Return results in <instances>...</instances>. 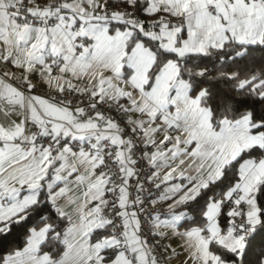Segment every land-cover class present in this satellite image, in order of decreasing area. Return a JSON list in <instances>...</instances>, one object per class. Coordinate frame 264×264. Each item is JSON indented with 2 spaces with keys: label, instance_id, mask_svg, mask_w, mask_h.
<instances>
[{
  "label": "snow or ice",
  "instance_id": "snow-or-ice-1",
  "mask_svg": "<svg viewBox=\"0 0 264 264\" xmlns=\"http://www.w3.org/2000/svg\"><path fill=\"white\" fill-rule=\"evenodd\" d=\"M264 264V0H0V264Z\"/></svg>",
  "mask_w": 264,
  "mask_h": 264
},
{
  "label": "crops",
  "instance_id": "crops-1",
  "mask_svg": "<svg viewBox=\"0 0 264 264\" xmlns=\"http://www.w3.org/2000/svg\"><path fill=\"white\" fill-rule=\"evenodd\" d=\"M173 264H178V261H173Z\"/></svg>",
  "mask_w": 264,
  "mask_h": 264
}]
</instances>
